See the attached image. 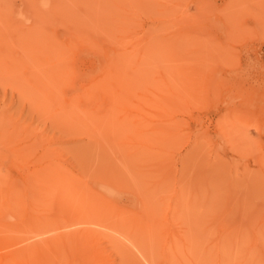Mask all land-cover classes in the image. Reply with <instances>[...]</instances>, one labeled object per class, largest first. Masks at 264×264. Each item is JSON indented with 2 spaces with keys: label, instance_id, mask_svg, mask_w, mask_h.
<instances>
[{
  "label": "rangeland",
  "instance_id": "rangeland-1",
  "mask_svg": "<svg viewBox=\"0 0 264 264\" xmlns=\"http://www.w3.org/2000/svg\"><path fill=\"white\" fill-rule=\"evenodd\" d=\"M0 119V264H264V0H0Z\"/></svg>",
  "mask_w": 264,
  "mask_h": 264
},
{
  "label": "bare ground",
  "instance_id": "bare-ground-1",
  "mask_svg": "<svg viewBox=\"0 0 264 264\" xmlns=\"http://www.w3.org/2000/svg\"><path fill=\"white\" fill-rule=\"evenodd\" d=\"M1 121H2V120L0 119V122H1ZM0 125H2V124H0ZM0 129H1V127H0ZM45 155H46V154H45ZM48 165H49V164H48ZM51 167H52V166H51ZM51 167H50V169H51ZM53 168H54V167H53ZM51 170H52V169H51ZM53 171H54V170H53ZM54 172H55V171H54ZM57 172H58V171H57ZM38 174H39V173H38ZM44 174H45V173H44ZM50 174H51V173H50ZM53 175H54V174H53ZM53 175H52V177L54 178L55 176H53ZM45 176H46V178H48V177H47L48 175H45ZM61 178H63V177H61ZM56 179H58V178H56ZM39 180L41 181V182L39 181V182L41 183V184H39V185H40V188H39V189H42L41 187H44V185H45V186L48 185V184H45V183H44L46 179H45L44 181H42V179L39 178ZM52 180H54V182H55V179H52V178H51V181H52ZM60 180H61V179H60ZM46 181H47V180H46ZM51 181H49V182H51ZM59 182H60V181H59ZM55 185H58V183L55 184ZM52 186H54V185H52ZM52 186H51V187H52ZM109 186H111V185H109ZM33 187H34V185H33ZM48 187H49V186H48ZM48 187H47V188H48ZM51 187H50V188H51ZM57 187H58V186H57ZM53 188H54V187H53ZM48 189H49V188H48ZM51 189H52V188H51ZM31 190H32V189H31ZM37 191H38V187H37ZM169 207H170V206H169ZM75 214H76V213H75ZM169 215H170V217H171L170 212H169V214H168L167 217H168V224L171 226L172 223H171L170 220H169V219H170V218H169ZM70 216H72V215H70ZM81 216H82V215H81ZM81 216H80V214H79V215H77L76 217L79 218V217H81ZM172 216H174V215H172ZM68 218H69V216H68ZM68 218H67V219H68ZM84 218H85V217H84ZM171 219H172V217H171ZM86 220H87V218H86ZM86 220H85V221H86ZM68 221H69V220H68ZM73 222H74V221L72 220V223H73ZM74 223H76V222H74ZM74 223H73V224H74ZM86 223H87V222H86ZM86 223H84V224H86ZM74 225H75V224H74ZM169 225H168V227H169ZM94 226H95V225H94ZM64 227H65V226H64ZM170 229H171V227H169V230H170ZM86 230H87V229H86ZM75 231H76V230H75ZM83 231H85V230H83ZM69 233H70V232H69ZM72 234H73V233H70V235H72ZM75 234H76V233H75ZM89 234H90V233H89ZM73 235H74V234H73ZM172 235H173V234H172ZM84 236H85V235H84ZM86 238H87V237H86ZM73 239H74V238H73ZM78 239H81V238H78ZM74 240H75V239H74ZM76 240H77V239H76ZM82 240H83V239H82ZM167 240H168V238H167ZM51 241H52V240H51ZM66 241H68V240L66 239ZM66 241L64 240V243H65ZM182 241H183V240H182ZM170 242H171V241H170ZM73 243H74V242H73ZM54 244H55V243H54ZM167 244H168V243H167ZM167 244H166L165 248L167 247ZM172 244H173V243H172ZM182 246H184V245H182ZM170 247H171V246H170ZM217 247H218V246H217ZM174 248H175V246H174ZM175 249H176V248H175ZM183 249H184V248H183ZM168 250H169V249H168ZM185 250H186V249H185ZM185 250H184V251H185ZM215 251H216V250H215ZM174 252H175V251H174ZM185 253H186V251H185ZM20 255H21V254H20ZM166 255H167V254H166ZM169 255H170V254H169ZM11 257H12V256H11ZM14 257L16 258V255H15ZM143 257H144V256H143ZM18 258H19V256H18ZM9 260H10V258H9ZM15 260H16V259H14L13 261H15ZM16 261H17V260H16ZM11 262H12V261H11ZM143 262H144V261H143ZM162 263H163V262H162ZM147 264H148V263H147ZM177 264H178V263H177ZM180 264H181V263H180Z\"/></svg>",
  "mask_w": 264,
  "mask_h": 264
}]
</instances>
